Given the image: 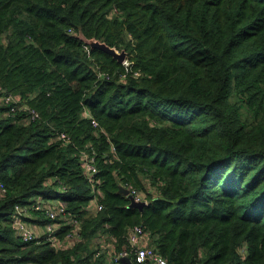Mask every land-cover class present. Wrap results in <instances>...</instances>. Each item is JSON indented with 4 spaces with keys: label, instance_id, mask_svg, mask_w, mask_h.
Wrapping results in <instances>:
<instances>
[{
    "label": "trees",
    "instance_id": "16d2710c",
    "mask_svg": "<svg viewBox=\"0 0 264 264\" xmlns=\"http://www.w3.org/2000/svg\"><path fill=\"white\" fill-rule=\"evenodd\" d=\"M0 87V264H122L135 225L167 264H264V0H0ZM34 198L80 240L23 241Z\"/></svg>",
    "mask_w": 264,
    "mask_h": 264
},
{
    "label": "built area",
    "instance_id": "2783aa9c",
    "mask_svg": "<svg viewBox=\"0 0 264 264\" xmlns=\"http://www.w3.org/2000/svg\"><path fill=\"white\" fill-rule=\"evenodd\" d=\"M3 89L0 87V92ZM13 103L17 100L12 96H7L0 99V103ZM13 110V108L11 109ZM37 114L34 110H29V119H33ZM92 126H97L95 120L91 119ZM64 137V135H61ZM114 150V148H111ZM81 165L82 169L85 172L86 177L88 178L92 190L96 188V184H98L97 180L94 179V175L97 172V168L94 163V154H89L88 152L81 151L80 152ZM123 186V185H122ZM126 188L130 194L134 197L136 201H144L146 204V200L141 192L136 190L134 187L128 185L123 186ZM5 194V187L2 183H0V198ZM95 195V194H94ZM96 196V195H95ZM97 200L92 199V203L96 204ZM28 207L16 205L14 208V213L12 216L11 224L14 228V231L23 241H30L41 236H45L48 241H50L51 245L56 248H62L67 244H72L80 240V224L73 216H65L64 208L57 200H44L40 198H34V207L36 211H40L43 213L46 219H51L50 222L44 224L42 226L41 232L37 233L32 224L26 223L21 220V216L28 214ZM96 209L101 210L102 207L100 204H96ZM27 216V215H26ZM60 218L62 224L70 226V230L63 235V237L57 238L54 234L60 228L59 224L51 223L54 220ZM148 233L139 225H135L128 230L127 233V246L122 248L120 251L116 253H112L108 246L101 244V248L107 250L111 256V262L120 261V258H128L133 264H167L166 260L157 254L154 253L152 247L147 243V235ZM99 252H96V256Z\"/></svg>",
    "mask_w": 264,
    "mask_h": 264
},
{
    "label": "water",
    "instance_id": "95a60500",
    "mask_svg": "<svg viewBox=\"0 0 264 264\" xmlns=\"http://www.w3.org/2000/svg\"><path fill=\"white\" fill-rule=\"evenodd\" d=\"M88 43L92 48L103 50L104 52L110 54L112 57L117 59V61L119 62H122L125 58V53L123 51L118 52L113 47L107 46L105 43L95 41V40H90ZM118 192L124 195L128 199L129 208H137L139 210H142L143 207L146 205L144 201H141V200L136 201L134 197L132 196V194H130L129 191L126 188H124L122 185L118 186ZM120 262L122 264H133L128 258H120Z\"/></svg>",
    "mask_w": 264,
    "mask_h": 264
},
{
    "label": "crops",
    "instance_id": "0c3cea01",
    "mask_svg": "<svg viewBox=\"0 0 264 264\" xmlns=\"http://www.w3.org/2000/svg\"><path fill=\"white\" fill-rule=\"evenodd\" d=\"M88 212L89 213H92V212H95V209H94V206H93V204H90V206L88 207ZM31 215V219L32 220H37V214H33V213H31L30 214ZM27 216H29V213H28V215ZM44 216V215H43ZM36 222V221H35ZM32 223V227H33V229L37 232V233H39V232H41V231H43L42 229V225H40L39 223ZM108 242H109V240H108ZM102 243V242H101ZM102 244H104L105 246H108V248L111 250V252H113L112 251V245H113V243H111V242H109V243H107V241L106 242H103Z\"/></svg>",
    "mask_w": 264,
    "mask_h": 264
}]
</instances>
